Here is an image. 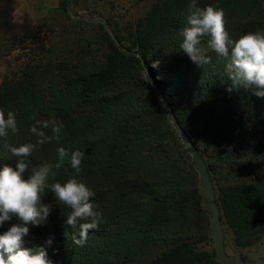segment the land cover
I'll return each instance as SVG.
<instances>
[{
	"label": "trees",
	"instance_id": "1",
	"mask_svg": "<svg viewBox=\"0 0 264 264\" xmlns=\"http://www.w3.org/2000/svg\"><path fill=\"white\" fill-rule=\"evenodd\" d=\"M191 2L159 0L129 40L114 32L120 46L99 24L100 49H85L84 57L70 61L28 63L19 83L4 78L0 110L6 117L14 113L19 131L0 138V167L15 163L6 142L35 143L29 127L37 120L62 122L61 141L41 145L29 156L30 165H54L59 147L81 151L79 175L65 159L52 169L55 180L49 183L77 178L95 192L92 203L104 216L99 229L77 246L73 236L79 238V229L66 224L71 210L46 190L42 202L51 206L50 214L42 226L29 225L24 247L44 246L51 238L47 251L54 264H220L215 251L200 250L211 237L209 210L172 119L206 160L223 225L236 246L249 249L262 242L264 97L251 89L229 92L223 57L210 51L211 62L197 66L179 49ZM196 4L222 8L234 41L248 32L264 33V0ZM12 42L0 38V50L10 55L20 46ZM42 49L54 55L52 48ZM143 65L151 72L158 66L156 84L165 104L144 78ZM13 223L18 220L5 223L0 234Z\"/></svg>",
	"mask_w": 264,
	"mask_h": 264
},
{
	"label": "clouds",
	"instance_id": "2",
	"mask_svg": "<svg viewBox=\"0 0 264 264\" xmlns=\"http://www.w3.org/2000/svg\"><path fill=\"white\" fill-rule=\"evenodd\" d=\"M224 17V10L219 6L201 8L196 0H192L187 7L185 26L179 31L182 38L179 49L197 66L211 62L210 51L223 57L226 60L225 73L231 80L229 92L251 89L257 97H264V33L248 32L234 41L226 30ZM63 127V123L55 119L37 120L29 127V132L36 137L35 143H24L18 147L7 142L4 144L15 158V163L14 166L4 164L0 167V227L13 218L18 223L11 224L0 234V264H54L47 251L53 243L51 238L44 246L34 249L23 246L25 237L30 233L29 225L39 227L48 219L51 206L42 202L46 190L59 204L71 210L66 224L79 229V238L73 236L75 245L82 246L89 231L98 230L104 223L103 213L95 210L92 203L95 192L85 183L75 177L65 183H49L50 179L55 180L52 169L61 168L65 159L78 176L83 159L81 151L69 152L59 147L58 162L54 165H30L29 156L41 145L61 141ZM45 129H49L51 135ZM9 131L13 134L19 131L15 115L8 111L6 117L5 112L0 110V138L8 137Z\"/></svg>",
	"mask_w": 264,
	"mask_h": 264
},
{
	"label": "rangeland",
	"instance_id": "3",
	"mask_svg": "<svg viewBox=\"0 0 264 264\" xmlns=\"http://www.w3.org/2000/svg\"><path fill=\"white\" fill-rule=\"evenodd\" d=\"M159 0H0V38L20 44L17 50H0V87L4 78L19 83L28 63H49L70 61L84 57L85 49H100L101 24L114 38V32L125 40L137 24L145 20ZM68 3V4H67ZM116 39V38H115ZM13 43V42H12ZM125 44L128 46V43ZM4 45L1 44L0 48ZM43 46L54 50L47 54ZM9 46H7L8 48ZM138 54V53H135ZM144 66V65H143ZM154 71L159 74L157 65ZM144 78L151 82L156 76L144 66ZM225 246L228 255L236 251L259 248L262 242L252 248L236 246L232 231L224 224ZM213 237L200 246L201 251L213 253Z\"/></svg>",
	"mask_w": 264,
	"mask_h": 264
},
{
	"label": "water",
	"instance_id": "4",
	"mask_svg": "<svg viewBox=\"0 0 264 264\" xmlns=\"http://www.w3.org/2000/svg\"><path fill=\"white\" fill-rule=\"evenodd\" d=\"M114 40L116 44L120 46V43L117 41V39L114 38ZM135 56L140 58L139 54H135ZM156 81H158V78L151 77L152 86L154 87L160 100L165 104V99L157 88ZM169 115L172 118V113L170 111ZM172 122L178 131L179 137L181 138L183 145L191 156L196 171L199 174L201 180L202 188L205 194L206 203L209 210V216L211 221V235L213 237L211 247L215 251L216 261L220 264H264V243L255 250L236 251L234 255H228L225 246V233L220 208L217 202L215 189L208 170L206 160L191 143L184 130H182L178 125H176L173 119Z\"/></svg>",
	"mask_w": 264,
	"mask_h": 264
}]
</instances>
